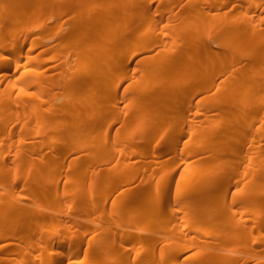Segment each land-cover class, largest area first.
Returning <instances> with one entry per match:
<instances>
[{"label":"bare ground","instance_id":"1","mask_svg":"<svg viewBox=\"0 0 264 264\" xmlns=\"http://www.w3.org/2000/svg\"><path fill=\"white\" fill-rule=\"evenodd\" d=\"M0 264H264V0H0Z\"/></svg>","mask_w":264,"mask_h":264},{"label":"rangeland","instance_id":"2","mask_svg":"<svg viewBox=\"0 0 264 264\" xmlns=\"http://www.w3.org/2000/svg\"><path fill=\"white\" fill-rule=\"evenodd\" d=\"M168 122L171 124L173 123V120L170 119L168 120ZM157 163H158L157 166L159 167V169H162V170L171 169L173 167L182 168L184 166L183 161L178 156L170 155V154L159 158ZM159 252H160V249L158 250V253Z\"/></svg>","mask_w":264,"mask_h":264}]
</instances>
